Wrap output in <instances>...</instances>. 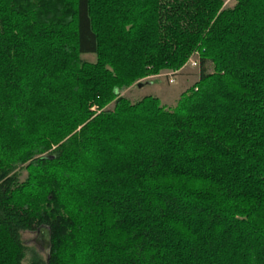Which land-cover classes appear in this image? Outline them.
Instances as JSON below:
<instances>
[{
	"label": "trees",
	"instance_id": "1",
	"mask_svg": "<svg viewBox=\"0 0 264 264\" xmlns=\"http://www.w3.org/2000/svg\"><path fill=\"white\" fill-rule=\"evenodd\" d=\"M232 2L0 0V264L50 192L48 264H264V0ZM194 55L174 106L122 95Z\"/></svg>",
	"mask_w": 264,
	"mask_h": 264
},
{
	"label": "rangeland",
	"instance_id": "2",
	"mask_svg": "<svg viewBox=\"0 0 264 264\" xmlns=\"http://www.w3.org/2000/svg\"><path fill=\"white\" fill-rule=\"evenodd\" d=\"M233 0H227V6L232 7ZM83 59L87 62L93 63L94 56H84ZM199 57L194 55L188 64L178 73H163L156 77L147 78L141 81L142 86H133L125 90L122 95L128 98L131 102L137 103L145 97H155L161 102V105L172 107L176 104L179 97L187 90L193 88L200 77ZM213 67L208 65V71L212 72ZM27 174L24 173L22 179L24 180ZM46 207L49 213L46 215L48 225V232L50 233L51 250H48L37 241L38 233H25L23 235V242L28 248V256L24 264H32V260H43L48 264L51 257L53 258L55 246L60 242L62 236L67 232L70 222L65 217L58 205L55 195L50 192Z\"/></svg>",
	"mask_w": 264,
	"mask_h": 264
},
{
	"label": "water",
	"instance_id": "3",
	"mask_svg": "<svg viewBox=\"0 0 264 264\" xmlns=\"http://www.w3.org/2000/svg\"><path fill=\"white\" fill-rule=\"evenodd\" d=\"M138 87L141 88V85ZM38 239L37 241L42 244L47 250L48 253H50L51 250V241H50V233L48 232V228L46 226L41 227L38 231Z\"/></svg>",
	"mask_w": 264,
	"mask_h": 264
}]
</instances>
